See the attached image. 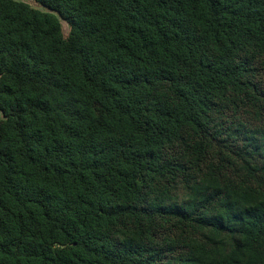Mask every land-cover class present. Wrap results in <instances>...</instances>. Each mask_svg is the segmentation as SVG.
Masks as SVG:
<instances>
[{
  "label": "trees",
  "instance_id": "16d2710c",
  "mask_svg": "<svg viewBox=\"0 0 264 264\" xmlns=\"http://www.w3.org/2000/svg\"><path fill=\"white\" fill-rule=\"evenodd\" d=\"M35 2L0 0V264H264V0Z\"/></svg>",
  "mask_w": 264,
  "mask_h": 264
},
{
  "label": "rangeland",
  "instance_id": "374dc122",
  "mask_svg": "<svg viewBox=\"0 0 264 264\" xmlns=\"http://www.w3.org/2000/svg\"><path fill=\"white\" fill-rule=\"evenodd\" d=\"M23 2L25 3H28L30 5H32L34 8L38 9V10H41V11H46L47 12V9L42 7L41 5H38L35 0H22ZM62 25H63V30H64V34L67 36L69 34V27L68 25L62 21Z\"/></svg>",
  "mask_w": 264,
  "mask_h": 264
},
{
  "label": "water",
  "instance_id": "95a60500",
  "mask_svg": "<svg viewBox=\"0 0 264 264\" xmlns=\"http://www.w3.org/2000/svg\"><path fill=\"white\" fill-rule=\"evenodd\" d=\"M22 1V0H21ZM32 6V5H31ZM45 8V7H44ZM47 11L49 12V9H47Z\"/></svg>",
  "mask_w": 264,
  "mask_h": 264
}]
</instances>
